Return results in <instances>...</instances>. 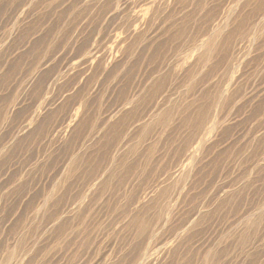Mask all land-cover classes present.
<instances>
[{
  "label": "rangeland",
  "instance_id": "374dc122",
  "mask_svg": "<svg viewBox=\"0 0 264 264\" xmlns=\"http://www.w3.org/2000/svg\"><path fill=\"white\" fill-rule=\"evenodd\" d=\"M0 264H264V0H0Z\"/></svg>",
  "mask_w": 264,
  "mask_h": 264
}]
</instances>
